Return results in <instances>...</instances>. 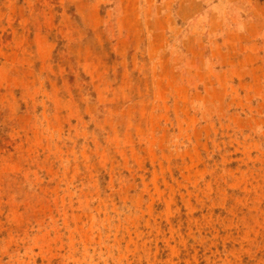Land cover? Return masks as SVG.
Segmentation results:
<instances>
[{
    "label": "rangeland",
    "instance_id": "obj_1",
    "mask_svg": "<svg viewBox=\"0 0 264 264\" xmlns=\"http://www.w3.org/2000/svg\"><path fill=\"white\" fill-rule=\"evenodd\" d=\"M0 264H264V0H0Z\"/></svg>",
    "mask_w": 264,
    "mask_h": 264
}]
</instances>
